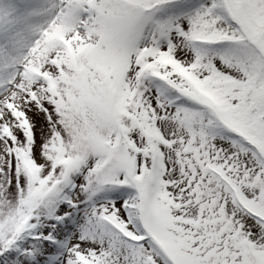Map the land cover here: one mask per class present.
<instances>
[{"label":"snow or ice","instance_id":"obj_1","mask_svg":"<svg viewBox=\"0 0 264 264\" xmlns=\"http://www.w3.org/2000/svg\"><path fill=\"white\" fill-rule=\"evenodd\" d=\"M0 264H264V0H0Z\"/></svg>","mask_w":264,"mask_h":264}]
</instances>
